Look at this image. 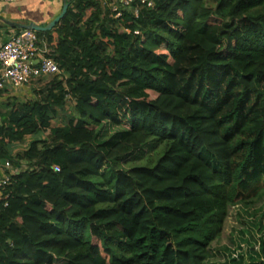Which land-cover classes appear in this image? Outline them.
<instances>
[{
	"label": "trees",
	"instance_id": "trees-1",
	"mask_svg": "<svg viewBox=\"0 0 264 264\" xmlns=\"http://www.w3.org/2000/svg\"><path fill=\"white\" fill-rule=\"evenodd\" d=\"M112 1L66 0L36 32L60 74L0 113V264H233L210 259L264 197V0Z\"/></svg>",
	"mask_w": 264,
	"mask_h": 264
},
{
	"label": "built area",
	"instance_id": "built-area-1",
	"mask_svg": "<svg viewBox=\"0 0 264 264\" xmlns=\"http://www.w3.org/2000/svg\"><path fill=\"white\" fill-rule=\"evenodd\" d=\"M14 2L16 0H4ZM133 0H118L110 6L114 11L118 7H127ZM155 0H141L147 6H153ZM117 3V4H116ZM119 16L120 13L117 12ZM44 44L40 46L36 31L32 29L9 30L8 37L0 43V90L18 91L24 86L41 78H52L60 70L51 58L45 55ZM16 168L7 161H0V195L11 183V175ZM55 170H58L56 167ZM18 172V171H17Z\"/></svg>",
	"mask_w": 264,
	"mask_h": 264
},
{
	"label": "rangeland",
	"instance_id": "rangeland-1",
	"mask_svg": "<svg viewBox=\"0 0 264 264\" xmlns=\"http://www.w3.org/2000/svg\"><path fill=\"white\" fill-rule=\"evenodd\" d=\"M9 19L6 21L22 23L12 18ZM50 79V77L42 78L35 80V82H47ZM71 106L72 103L68 102L67 109L63 112L59 111L57 118L52 121L53 126L63 123L65 117L71 113ZM143 154L141 159L129 160L120 164L121 167L128 168L131 165L147 163L148 160L154 161L156 158V153L148 151L147 148L143 149ZM225 222L222 236L213 245L214 249L210 261L220 262L223 256L217 248L226 246L227 259L237 258L233 264H263L258 252V245L260 238L264 237V197L253 205L237 203L230 206Z\"/></svg>",
	"mask_w": 264,
	"mask_h": 264
},
{
	"label": "crops",
	"instance_id": "crops-1",
	"mask_svg": "<svg viewBox=\"0 0 264 264\" xmlns=\"http://www.w3.org/2000/svg\"><path fill=\"white\" fill-rule=\"evenodd\" d=\"M116 1L118 0H113L112 3ZM63 3L64 0H16L14 2L0 0V19L4 21V23L0 21V43L8 37L9 30L13 29L5 23L6 20H10L9 18L20 21L22 24L34 22L38 25H46L60 13ZM45 83L34 81L18 91L8 92L0 90V113L4 112V104L10 101V98L19 102L34 99L37 92L42 90ZM25 139L20 143L8 147L12 154L21 152L28 147L32 137H26ZM14 171L17 172L18 168Z\"/></svg>",
	"mask_w": 264,
	"mask_h": 264
},
{
	"label": "water",
	"instance_id": "water-1",
	"mask_svg": "<svg viewBox=\"0 0 264 264\" xmlns=\"http://www.w3.org/2000/svg\"><path fill=\"white\" fill-rule=\"evenodd\" d=\"M68 9V2H66V0H64V3L62 5V9L60 11V13L54 17L50 22H48L46 25H38L34 22H30L28 24H22V23H15V22H11V21H5V23L7 25H9L12 28H17V29H32L36 32L38 31H49L51 30L66 14V11ZM5 160L2 159L1 163H4Z\"/></svg>",
	"mask_w": 264,
	"mask_h": 264
}]
</instances>
